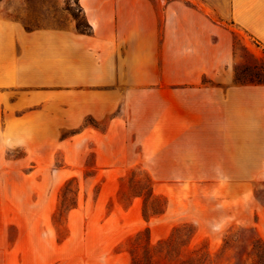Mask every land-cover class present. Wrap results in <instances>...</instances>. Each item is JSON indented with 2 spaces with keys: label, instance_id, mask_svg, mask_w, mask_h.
Returning a JSON list of instances; mask_svg holds the SVG:
<instances>
[{
  "label": "rangeland",
  "instance_id": "1",
  "mask_svg": "<svg viewBox=\"0 0 264 264\" xmlns=\"http://www.w3.org/2000/svg\"><path fill=\"white\" fill-rule=\"evenodd\" d=\"M139 1L0 0V234L28 236L30 264H264V130L237 117L232 179L185 177L218 157L169 143L166 107L186 123L195 88L184 52L153 67L151 36L129 34L155 25ZM232 43L220 73L264 96V45Z\"/></svg>",
  "mask_w": 264,
  "mask_h": 264
},
{
  "label": "crops",
  "instance_id": "2",
  "mask_svg": "<svg viewBox=\"0 0 264 264\" xmlns=\"http://www.w3.org/2000/svg\"><path fill=\"white\" fill-rule=\"evenodd\" d=\"M139 3L149 11L155 25L129 34L151 36L140 43L149 44L153 67L157 66L159 51L184 52L188 68L184 84L195 88L182 93L186 97L181 102L180 114L186 123L174 122L176 106L166 107L173 121L169 126L172 128L166 131L174 132L166 138L169 143L180 141L178 144L172 141V145L201 146L196 150L199 155L218 157L211 166L206 165L204 159L190 161L196 166L191 175L185 176L181 171L171 177L232 179V126L238 123L237 117L244 116L245 128L264 130V96L257 95L259 87L232 90V74L222 75L220 70L232 57V38L236 31L245 32L264 45V0H165L163 6L159 0H140ZM92 31L89 36L94 33L93 26ZM222 50L226 52V61H222ZM204 79L208 82L202 84ZM197 85L199 87H195ZM178 131L182 135L203 133L195 140L197 144L192 145L191 140L179 139L182 135L177 136ZM39 258L28 236L0 234V264H30V260L37 262Z\"/></svg>",
  "mask_w": 264,
  "mask_h": 264
},
{
  "label": "trees",
  "instance_id": "3",
  "mask_svg": "<svg viewBox=\"0 0 264 264\" xmlns=\"http://www.w3.org/2000/svg\"><path fill=\"white\" fill-rule=\"evenodd\" d=\"M81 18L76 17L77 22V30L82 34L91 35L92 34V26L89 24L86 16L83 13V10L80 8Z\"/></svg>",
  "mask_w": 264,
  "mask_h": 264
}]
</instances>
